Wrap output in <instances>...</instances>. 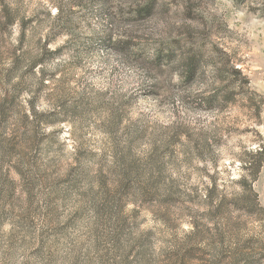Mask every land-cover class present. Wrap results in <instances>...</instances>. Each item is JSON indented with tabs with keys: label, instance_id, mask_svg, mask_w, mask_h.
<instances>
[{
	"label": "rangeland",
	"instance_id": "1",
	"mask_svg": "<svg viewBox=\"0 0 264 264\" xmlns=\"http://www.w3.org/2000/svg\"><path fill=\"white\" fill-rule=\"evenodd\" d=\"M0 264H264V0H0Z\"/></svg>",
	"mask_w": 264,
	"mask_h": 264
},
{
	"label": "trees",
	"instance_id": "2",
	"mask_svg": "<svg viewBox=\"0 0 264 264\" xmlns=\"http://www.w3.org/2000/svg\"><path fill=\"white\" fill-rule=\"evenodd\" d=\"M171 52H172V51H171ZM171 52H170V53H171ZM170 53H169V55H171ZM172 53H173V52H172ZM189 60H190V59H189ZM189 60H188V62H184V63H185V64H184V68L186 69L187 72H189V73L191 72V73H192V72L194 71L193 65L195 66V64H194L193 60H192V64H193V65L190 64V63H189ZM191 67H192L193 69H192Z\"/></svg>",
	"mask_w": 264,
	"mask_h": 264
}]
</instances>
